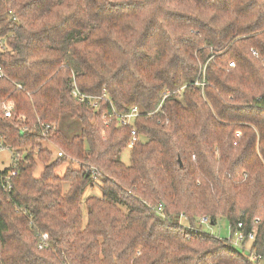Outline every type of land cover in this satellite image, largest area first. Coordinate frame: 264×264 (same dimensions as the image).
Here are the masks:
<instances>
[{"label": "trees", "instance_id": "16d2710c", "mask_svg": "<svg viewBox=\"0 0 264 264\" xmlns=\"http://www.w3.org/2000/svg\"><path fill=\"white\" fill-rule=\"evenodd\" d=\"M0 38V101L25 119L0 120L23 155L0 188V264H256L199 220L226 221L230 239L254 230L263 254L264 0H0ZM73 85L140 109L128 165L131 129ZM64 115L79 135L59 129ZM93 180L100 194L83 200Z\"/></svg>", "mask_w": 264, "mask_h": 264}, {"label": "built area", "instance_id": "2783aa9c", "mask_svg": "<svg viewBox=\"0 0 264 264\" xmlns=\"http://www.w3.org/2000/svg\"><path fill=\"white\" fill-rule=\"evenodd\" d=\"M3 42L2 38H0V48H2ZM228 68L232 69L234 68V63L231 62L228 64ZM6 79L4 72L0 66V81ZM195 86L197 87H204L205 83L201 81H196ZM17 89H21V86L16 85ZM72 97L79 103L85 104L87 107L97 110L99 108V103L102 100H105L110 105L111 113L109 114V117L115 120L116 126L119 127H127L131 129V136L129 141L126 144V150L130 151L133 149L134 145L140 141V138L136 134V130L134 128L135 120L140 115V109L138 107L131 108L128 112H125L124 114L118 113L114 110L112 105L110 104L109 100L106 98L105 95H102L100 97H94V96H88L84 95L76 88L75 85L72 86ZM15 111V105L10 100H2L0 101V120H6V121H16L19 123H22L25 121L24 117L22 116H14ZM107 122H104V125ZM51 129V126L49 124L41 125V132L43 137H45L46 133ZM6 153L8 154V160L5 167L0 169V188L5 194H9L12 189V182L14 178L18 175V164L19 161L22 160L23 155L16 153L14 150H12L8 145L5 144V138L3 136H0V153ZM57 157L60 159L66 158L63 153L58 152ZM69 160V158H67ZM71 160V159H70ZM4 164V163H0ZM94 175V174H92ZM95 176H93V179ZM208 221L205 218H201L199 220V224H206ZM31 227H33V224L30 219ZM241 224H238V228H241ZM36 236L40 239L38 244V249L43 250L48 247L47 237L44 236L42 233L37 232ZM255 231L252 230L251 232H248L247 234H243L241 231L237 230L234 232L233 238L235 240V243L240 246V248L243 250L245 245H248L247 253L249 254V258L253 263L256 264H264V252L263 254H256L255 251L251 250L252 243L254 241ZM244 251V250H243Z\"/></svg>", "mask_w": 264, "mask_h": 264}, {"label": "rangeland", "instance_id": "374dc122", "mask_svg": "<svg viewBox=\"0 0 264 264\" xmlns=\"http://www.w3.org/2000/svg\"><path fill=\"white\" fill-rule=\"evenodd\" d=\"M58 127L60 130H62L66 136L68 137H72L75 135H79L80 134V124L79 121L76 119H72L67 115H64L60 118L59 122H58ZM44 147H47L49 150H52L51 147L49 145H47V143L43 144ZM8 160V154L6 153H0V163H4L3 165L0 164V169H2L3 167L6 166V162ZM121 161L123 164L128 165L129 164V151L125 150L124 153L121 155ZM36 166H38L37 168V172H36V177H38L41 173H42V166L41 163H39L38 161H36ZM77 166V162L74 159H69L66 161V163H64L61 167H59L56 170V174L60 177H62L66 171V169L69 168H75ZM94 184H92L91 188H87L84 192L83 195V200L89 196H99L100 194V183L98 180H93ZM64 190H66L67 186H63ZM84 208V207H83ZM85 212L83 211V214ZM179 224L183 226V228H188L187 223L183 220V218H180L179 220ZM203 233H207V234H212L213 236H218L220 239H224V240H228L230 241V245L233 249L242 252V249L240 248L239 245H237L235 243L234 239H230L231 238V233H230V228L228 226V224L226 223V221L221 220L217 226H209L206 224H202L201 225V230ZM243 253L247 252L248 250V245H245L243 248ZM246 254V253H245Z\"/></svg>", "mask_w": 264, "mask_h": 264}, {"label": "water", "instance_id": "95a60500", "mask_svg": "<svg viewBox=\"0 0 264 264\" xmlns=\"http://www.w3.org/2000/svg\"><path fill=\"white\" fill-rule=\"evenodd\" d=\"M180 162V161H179Z\"/></svg>", "mask_w": 264, "mask_h": 264}]
</instances>
